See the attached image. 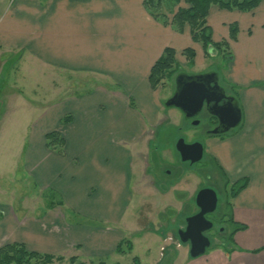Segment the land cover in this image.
<instances>
[{
  "label": "crops",
  "instance_id": "obj_1",
  "mask_svg": "<svg viewBox=\"0 0 264 264\" xmlns=\"http://www.w3.org/2000/svg\"><path fill=\"white\" fill-rule=\"evenodd\" d=\"M186 6L180 0L174 10ZM207 19L213 40L229 41L233 56L226 57L231 62L225 85L233 89L242 119L229 134L210 137L205 149L230 183L246 182L229 202V220L246 227L215 255L205 252L209 262H193L264 264V0L251 11L213 4ZM232 24L238 25L235 40ZM166 47L175 49L178 62L187 47L196 51L194 64L202 52L189 24L183 32L174 30L154 18L144 0H0V49L21 51L40 77L48 75L44 90L41 79L34 84L46 98L29 106L38 116L26 156L40 194L58 198L32 218L35 222L12 216V208L0 204L1 246L18 241L40 250L39 238L50 248L67 241L80 247V254L99 256L127 239L121 229L74 224L56 211L112 222L123 218L134 195L136 145L163 118V89H154L149 77ZM10 113L4 114L8 122L20 112ZM50 132L63 138L62 149L47 146ZM63 223L67 237L55 239L52 230Z\"/></svg>",
  "mask_w": 264,
  "mask_h": 264
},
{
  "label": "rangeland",
  "instance_id": "obj_2",
  "mask_svg": "<svg viewBox=\"0 0 264 264\" xmlns=\"http://www.w3.org/2000/svg\"><path fill=\"white\" fill-rule=\"evenodd\" d=\"M201 49V55L194 65L188 63L186 56H183L185 61L180 56L182 60H180L181 62L177 61V72L185 71L188 74H198L211 70L217 71L220 81L225 84V75L231 62V59L226 58V56H233L230 53V47L217 54L212 53L211 56L205 53L203 46ZM22 56L21 51L0 49V204H7L9 210L12 208L11 214L13 213L16 217L25 216L26 222H35V219H32L35 215L49 210L50 207L53 208L52 201L58 200L52 192L46 191L40 194L34 176L27 168L26 156L29 145L33 142V126L38 116V110L35 111L29 106L36 105V101L38 104L41 97L42 99L46 98L43 95L38 96L39 92L34 91V84L41 79V87L44 90L49 82L46 83L48 75L45 78L40 77L37 72L38 69H33L35 68L34 62L24 60ZM30 69L33 70L29 72ZM47 71L45 70V72ZM175 77L176 74L165 79L163 85L159 86L160 89H163L164 101L175 88ZM45 79L47 80L43 82ZM20 87L24 91H21ZM22 96L24 102L20 99ZM25 104L26 106H24ZM39 106L43 107V103H40ZM18 110L20 113L15 115L13 120L8 122V119H5L8 112L11 111V115ZM162 117L160 123L136 145L132 158L133 200L119 222L73 216L66 209L56 211L57 217L63 219V213L67 220L74 222V224L81 223L91 226L98 225L100 228L121 229L125 233V237L132 241L133 250L128 251L127 244L124 243L122 244V248L125 249L124 253L114 251L104 252L99 256L95 254L88 256L83 253L80 254V247L67 244V241L62 243L63 245L56 242L50 248L44 246L46 243H42L39 238L36 239L37 243L40 242L41 246L45 248L36 247L40 249L36 251L63 256V260H55L51 264H78L79 261H82L83 264H99L100 261H105L106 264H194V262H209L212 259L211 256L215 255L216 249L224 247L226 244L229 246V231L225 227L226 225L218 220V217L212 238L213 243L207 250V253L212 250L211 256L205 258L202 255L203 257L192 258L189 254V248H187L188 245L186 247L182 245L177 231L185 225L184 216L187 213L184 211L189 208L190 197L192 196L194 200L197 188L206 182L201 181L198 175L193 173L196 169L191 170L189 166L182 163L175 148L176 141L182 137L186 140L203 137V140L207 141L210 137L204 133L205 127H193L182 116L180 109L176 107L163 106ZM2 128H4L3 133ZM204 154L207 156L206 149ZM155 159L158 161L156 164L154 163ZM211 166L212 170H216L219 174L218 177H220L219 169L213 161ZM167 170H170L171 173L168 174ZM148 171L157 179L156 184L159 185V189L154 187L155 182L151 183L153 176L152 174L148 175ZM196 171L198 172V170ZM217 188L225 197L223 183L219 182ZM228 196L230 197V193ZM229 201L231 202V199ZM223 203L224 200L220 204L219 210H221L224 220H228L231 217L230 205ZM67 224L57 225L52 230L56 234L55 239H66L67 236L63 233L68 230ZM222 226L225 227L223 230L220 228ZM13 233L9 234L10 241L13 240V235L18 234V232ZM28 246L30 250L35 249L34 246ZM179 252L180 254L183 252V256H178ZM71 257L77 258L75 261H71Z\"/></svg>",
  "mask_w": 264,
  "mask_h": 264
},
{
  "label": "trees",
  "instance_id": "obj_3",
  "mask_svg": "<svg viewBox=\"0 0 264 264\" xmlns=\"http://www.w3.org/2000/svg\"><path fill=\"white\" fill-rule=\"evenodd\" d=\"M179 1L180 0H144V5L154 18L162 21L165 25H171V27L178 32H183L185 25L189 24L193 41L200 43L205 53L211 56L212 53L217 54L221 50L227 47L229 48L228 40L224 39L216 42L212 38V30L207 19L211 6L216 4L228 10L238 9L240 11H251L263 0H185L188 6L179 7L175 11L174 7ZM169 13H172L171 17ZM237 34L238 25L232 24L230 26V39L235 40ZM183 55L187 57L189 64L194 65L196 51L193 47L185 48L183 50ZM177 70L178 62L176 59V51L172 47H166L161 57L155 62L151 69L149 77L151 86L154 89L162 86L165 79L171 78L177 73ZM46 138L48 147L54 149L59 147V150L63 148V138L56 132L48 133ZM245 186L246 182L239 181L235 183L233 195H236V193ZM245 227L246 225H237L233 223V231L228 237V243H232L233 235L237 230L244 229ZM124 243L127 244L128 251L133 250L132 241L124 239L117 245L116 252H125V249L122 248V244ZM76 258L77 257H71L70 259L71 261H75ZM55 260L61 261L63 260V256L30 250L23 242H9L0 247V264H51ZM78 264L83 263L79 261ZM99 264L106 263L105 261H100Z\"/></svg>",
  "mask_w": 264,
  "mask_h": 264
},
{
  "label": "water",
  "instance_id": "obj_4",
  "mask_svg": "<svg viewBox=\"0 0 264 264\" xmlns=\"http://www.w3.org/2000/svg\"><path fill=\"white\" fill-rule=\"evenodd\" d=\"M217 91H222V96L213 97ZM222 97V98H221ZM229 99L226 103L221 100ZM214 102L215 110L212 113L220 120V127L213 131L220 134L237 127L241 123L242 113L236 98L226 95L224 88L219 85V74L217 71H209L199 74H188L179 72L175 77V91L164 101L166 107H176L180 109L185 118L196 116L202 109L205 102ZM194 121L193 124H198ZM176 149L180 153L183 161L196 162L203 156L204 146L201 142L187 143L184 138H180L176 143ZM196 204L201 210L187 218L186 230H179L180 240L185 242L191 239L190 255L198 257L206 252L210 245V240L203 234L204 230L212 226L205 214L213 211L217 206V194L212 188L201 189L196 196Z\"/></svg>",
  "mask_w": 264,
  "mask_h": 264
},
{
  "label": "flooded vegetation",
  "instance_id": "obj_5",
  "mask_svg": "<svg viewBox=\"0 0 264 264\" xmlns=\"http://www.w3.org/2000/svg\"><path fill=\"white\" fill-rule=\"evenodd\" d=\"M213 71V70H211ZM219 85L224 88L225 90V93L227 96L229 97H234L235 98V94L233 92V89L230 88L228 85H225L224 83H222L219 79ZM175 91V88L172 90V94L174 93ZM171 94V95H172ZM170 95V96H171ZM222 96V91H217V93H215L213 95V97H220ZM222 98V97H221ZM228 101L229 99H225L223 98L221 100L220 103H226L227 106H228ZM214 105V102H210V103H207L205 102L201 111L194 117L192 118H186V121L191 123V125L193 127H200V126H203L205 127L204 128V133L207 134V136L209 137H212V136H225L227 134H229V132L231 131H227V132H224V133H220V134H214L213 131L215 129H218L220 127V120L217 116H215L213 113H212V110H215L216 108L213 106ZM182 116L185 118V115L184 113L180 110ZM194 121H199L198 124H193ZM183 138V137H182ZM180 139V138H179ZM178 139V140H179ZM177 140V141H178ZM185 142L187 143H193V142H201L204 146V152H203V156L200 160L196 161V162H191L189 160H186V161H183L181 159V156H180V153L178 152L179 156H180V160L182 161L183 164H186L187 166H189V168L192 170V169H196L198 170V172L195 170L193 171V173H195L196 175H198L199 179H201V181L203 182H206L205 184H202L200 185L198 188H197V191L195 193V197H194V200L192 199V196L190 197L191 199L189 200V204H188V210L184 211L185 213H187L186 216H184L185 218V225L183 226V228H179L177 233L179 232V230H183L185 231L186 230V227L188 225V222H187V218L190 217V216H193L195 214H197L201 208L199 206H197L196 204V196H197V193L203 189V188H212L213 190H215L216 194H217V206L216 208L211 211V212H208L205 214L206 218L212 222V226L209 228V229H206L204 230L203 234L205 236H207L210 240V245L206 248V252L207 250L211 247V244L213 243L212 242V238H213V233L215 231V224H216V218L218 217L220 221H222V223H224V225H226L225 227L227 228V230L229 231V235L232 233L233 231V224L232 222L228 219V220H224V216L223 214L221 213V210H219V206L220 204L223 202L224 200V203L226 205H230L229 204V199L232 198L233 196V190H234V184L230 183V181L223 175L220 173V177L218 172L216 170H212V160L209 159L207 156H205V143L206 141L203 140V137H198V138H193V140H186L184 138ZM176 141V143H177ZM175 148H176V145H175ZM177 150V149H176ZM155 164L158 162L157 159L154 160ZM210 165V166H209ZM211 168V169H210ZM167 173L170 174L171 171L170 170H167ZM152 174L150 171H148V175ZM153 176V180H152V184L154 185V187L157 185V179L155 178V176L152 174ZM223 183V191L226 193L225 197H224V194L221 195L220 191H219V188H217V184L218 183ZM158 186V185H157ZM228 193H230V197L228 196ZM222 201V202H221ZM192 203V204H191ZM223 203V204H224ZM230 207V206H229ZM220 215V216H219ZM225 227H220L221 230H223ZM179 235V234H178ZM180 238V237H179ZM186 245H188V248H189V251H190V248H191V239L185 241V242H182Z\"/></svg>",
  "mask_w": 264,
  "mask_h": 264
}]
</instances>
